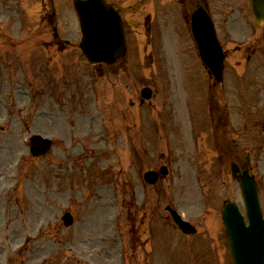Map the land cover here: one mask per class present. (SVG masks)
<instances>
[{"label":"rangeland","instance_id":"rangeland-1","mask_svg":"<svg viewBox=\"0 0 264 264\" xmlns=\"http://www.w3.org/2000/svg\"><path fill=\"white\" fill-rule=\"evenodd\" d=\"M53 2L56 9L54 20L60 36L70 38L69 40L77 46L81 32L72 0ZM48 7L51 9L50 5ZM145 7L148 9L150 5ZM46 9L48 8L45 3L41 4L40 0H0L1 34L4 36L13 33L15 39L27 34L32 37V42H38V37L48 38L53 34V30L52 23L48 22V19H43L47 14ZM168 9L169 7L166 11ZM176 13L175 7L169 11V14L173 15L169 28L171 31L172 29L175 31V19L181 28L183 26L179 13L178 15ZM235 16L237 18L235 25L228 30L227 23H223L221 30L222 43L228 53L225 73L227 91L228 87L235 86L236 82L242 83L239 82L241 76L234 70L238 60L243 63L238 67L241 70L246 68V41L249 38L248 32H251L254 25L247 0H237ZM132 20L137 21L133 17ZM180 34L177 42L165 37L164 43H170V48L166 46L168 57L158 56L159 47H156L158 39L154 36L156 39H153L152 46L155 48L153 50L156 58H160L157 70L138 72L137 69L132 75L134 86L126 88L125 96L120 91L117 95L112 94V82L108 85L100 82V79L105 77L100 75L103 65L96 66V69L91 66L92 70H97L94 74L87 70H85L87 73L80 72L76 104L67 103L59 106L49 100L39 103L37 97L31 100L22 97L23 100L17 101L15 105L10 99L4 98L5 95L3 96V100L9 101L11 106L8 114L2 106L3 101H0V124L5 127L4 131L0 130V228L6 227L4 222L10 223L7 229L19 228L20 223L26 220L27 229L32 234L35 230L39 232L28 239V247L32 246L36 250L37 257L44 258L49 255L48 253H53L55 262L52 260L51 264H78L68 259L73 245V250L80 253L77 258L82 257L79 264H122L120 260L122 249L127 264H234L221 219L226 198L237 200L243 209L240 186L236 180L230 178L231 176L223 175L218 171L219 168H215V165L220 167L225 164L224 168L227 166L230 169L231 159L228 160L213 148L216 135L212 134L210 119L211 115L212 118L215 115L214 107L208 106V102L204 104L203 96L207 94L203 92L205 89L209 93L212 82L208 78V73L202 74L201 70L198 74L195 59L197 55L190 40L186 39L182 31ZM139 36V41L143 42L144 37ZM262 41L264 47V36ZM137 42L136 36H131L129 58L131 61L135 60L136 66L139 65ZM146 42L148 41L143 43ZM150 47L148 46L149 49ZM74 55L75 53L71 54L69 58L73 59ZM146 60L150 64L147 52ZM262 67L263 70L259 73L264 77V65ZM144 84L159 88L161 93L156 90L154 103L142 105L138 109L133 108L130 105L133 103L128 99L135 97L134 88ZM261 84L263 83L259 81L255 89L261 88ZM234 90L228 92L227 99L231 100L230 105L228 104L232 111L230 116L236 127L234 133L228 136L235 138L243 150L248 148V144L255 149L254 173L260 184V197L264 205V160L261 157L262 152L260 153L263 140L256 132L252 140L247 139L244 124L248 111L251 113L247 104L248 93L246 90L240 94L238 85ZM215 93L216 91H211L207 95L213 103ZM32 94L35 95L36 92L32 90ZM114 96L121 101L120 106L124 108L125 122L116 114L118 109L114 103ZM185 101H190L189 106L185 107ZM25 103L35 110L38 107V112L35 116L28 117L26 123H22L21 116L26 115ZM165 104L169 107L163 106ZM255 109L262 110L256 103ZM155 118L160 119L163 125L160 134L152 129ZM126 123L129 125L122 130ZM100 128L103 129L104 136L100 135ZM219 129L222 133L224 128ZM34 132H41L56 139L47 155L34 157L31 154L27 137ZM201 133L203 139H200ZM217 137L220 142L221 136ZM169 139L173 155L172 172L166 187L159 186V189L157 187L155 195L151 191V186L148 185V188L144 189V181L140 183L139 175L143 169L160 163L163 158L161 151ZM137 140H140V145H136L139 143ZM143 141L149 146L146 150L149 156L145 157L143 167H139L138 164L142 161L134 150L144 147ZM222 141L228 144L223 136ZM154 147L156 149L153 150ZM142 154L144 151L141 149ZM89 163L97 168L86 170L85 167ZM210 172L222 174V177H217L211 182V186L208 179ZM103 173L105 174L102 176ZM124 176L130 179L132 184L130 188L137 199V206L150 198L152 200L150 204L156 205L154 216L145 223L147 227L152 228L151 233L142 235L141 239L146 243L145 246L139 243L132 214L130 213L131 216L125 214L126 209L121 206L120 194L122 197L124 195L118 183ZM110 177L113 179L110 180ZM126 183L130 184L128 181ZM159 192L162 194L160 198ZM6 194L11 199L7 208L3 202ZM167 202L173 203L186 219L196 224L200 231L205 230V233L201 232L200 238L195 240L180 232L165 211ZM68 207L76 216L78 215L82 232L69 233L60 222L63 211ZM108 209L114 210L115 213L108 216ZM27 211L30 212L27 217L19 215ZM36 223L38 224L35 226ZM39 223L43 229H39ZM56 227L60 232L64 231L63 239L70 240V244L63 241L64 245H59L57 254L56 244L48 241L59 237L55 234ZM22 238L18 235L16 241L20 242ZM219 238L226 247L218 251ZM0 241L3 249L8 242L3 235ZM45 245L50 246L44 249ZM86 258L91 262L82 263ZM33 262L31 261V264Z\"/></svg>","mask_w":264,"mask_h":264},{"label":"water","instance_id":"water-1","mask_svg":"<svg viewBox=\"0 0 264 264\" xmlns=\"http://www.w3.org/2000/svg\"><path fill=\"white\" fill-rule=\"evenodd\" d=\"M76 8L81 19L83 39L81 46L92 61H115L124 54L125 35L120 16L110 7L105 0H75ZM256 14L264 11V0H255ZM112 20V21H111ZM196 22V20H195ZM203 30H198L201 54L220 78L222 59L220 50L213 40L206 24ZM149 96V93H146ZM32 149L35 153H43L49 147L50 141L41 136H33ZM149 180L154 181L156 175L148 172ZM242 190L247 206L249 224L244 215L239 211L238 205L230 201L224 210V223L228 229V236L236 264H264V219L260 207L258 190L254 180L247 174L241 179ZM175 221L187 232L195 231L191 223L184 221L178 212L171 211ZM70 221V220H68Z\"/></svg>","mask_w":264,"mask_h":264},{"label":"flooded vegetation","instance_id":"flooded-vegetation-1","mask_svg":"<svg viewBox=\"0 0 264 264\" xmlns=\"http://www.w3.org/2000/svg\"><path fill=\"white\" fill-rule=\"evenodd\" d=\"M154 2H157L159 0H152ZM206 0H168V4H170L171 6H174L177 8V10L179 12L182 13V16L184 17V22L185 24L187 25V27L189 28L190 27V19H191V12L199 5L201 4H205ZM229 2H227L225 5H224V10L226 11L229 7H231V0H228ZM206 5V4H205ZM156 13V12H155ZM156 20V24L158 25L159 23V19H158V15H154ZM187 28V30H189Z\"/></svg>","mask_w":264,"mask_h":264}]
</instances>
